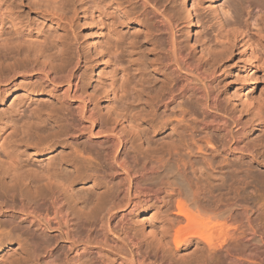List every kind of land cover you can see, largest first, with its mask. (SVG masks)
Segmentation results:
<instances>
[{
    "label": "bare ground",
    "instance_id": "1",
    "mask_svg": "<svg viewBox=\"0 0 264 264\" xmlns=\"http://www.w3.org/2000/svg\"><path fill=\"white\" fill-rule=\"evenodd\" d=\"M27 1L33 7L23 1L22 8H14L11 0H0V35L9 22L17 30L13 41L24 46L23 56L28 60L22 70L16 67L7 77L0 72V99L6 98L8 85L16 81L17 75L22 81L35 80L42 93L32 91L29 97L34 101L33 107L39 108L37 100H47L43 93L61 91L62 102L73 106L79 124L63 115L61 139L58 141L57 134L43 147L40 136L35 142L36 132L25 128L8 143L0 136V264H21L20 260H9L13 254L24 260L22 264H81L78 252L73 259L59 260L58 251L55 254L59 259L54 257L56 249L40 242L51 232H57L54 237L65 241L64 249L68 253L78 250L82 242L84 257L92 264H264V174L253 168V164L264 166V145L255 149L242 140V135L247 130L253 131L255 125L264 128V99L258 102L240 99L239 112L221 101L214 85L221 55L217 58L213 53L218 59L216 64L211 53L204 55L201 49L203 54L199 56L194 49H185L176 36L180 18L170 0ZM206 1L211 8L220 2ZM260 1L263 6L264 0ZM183 2L187 5L185 24L190 35L196 24L193 3ZM24 8L28 11L26 15L22 12ZM79 11L84 22L97 29L96 36L108 29L118 39L116 44L111 41L112 48V43L108 46L114 49L111 51L117 58L114 62L122 56L117 54L119 49L123 55H129L128 60L116 62L118 69H113V76H107L101 86L108 100L117 92L126 94L118 97L122 105L119 103L117 107L115 100L116 103H109L110 112H106L108 108L103 111L106 117L92 112L90 96L81 89L75 74L80 64L78 53L74 55L65 49V42L55 30L64 21H74ZM225 17L223 23H218L221 29L218 35L231 44L234 35L241 32L247 44L244 58L246 51L257 55L258 50L264 57V29L257 31L260 40H256L243 32L228 12ZM139 27L147 30L149 37L153 36L154 50L160 56L155 58L157 64L151 66L160 68L161 60L168 63V67L162 66L167 74L158 83L159 87L156 88L157 84L146 87L144 98L140 96L145 87L138 94L135 86L137 80L141 81L138 77L142 78V74L136 75L141 61L136 67L128 58H134L132 54L137 52L133 49L135 41L129 40L132 38L128 33L140 32ZM124 30H128L127 39ZM161 36L169 37L165 47ZM120 37L125 39L122 41ZM97 39L93 38L92 50L109 64L111 54L107 48L97 46ZM224 41L204 51L218 50L222 54L230 48ZM123 46H127L126 51ZM60 51L59 56H54V52ZM11 58L0 57V65ZM124 62L126 67L121 66ZM251 66L249 62L243 72ZM141 71L146 72L143 68ZM177 78L187 84L180 87L182 82L179 85ZM60 80L65 81L64 89L59 87ZM247 86L245 82L244 88ZM133 93L139 95L138 101L135 100L140 104L138 108L123 107L125 101L136 97ZM175 103L173 106L179 111L174 115L175 121H171L173 116L170 117L169 111L174 108L170 105ZM40 110L30 111L37 120L42 117ZM245 116L250 117L249 121H245ZM162 137H168L167 145L156 144V147L154 143ZM80 138L84 139V145L79 142V149L66 144ZM96 143L102 150H95ZM64 145L69 148V155L84 159V187L97 194L96 201L104 199L93 223L76 217L75 209L80 206L77 200H69L72 206L68 204L79 180L71 176L69 168L51 170L42 164L43 168H39L30 161L44 155L48 158L58 146ZM63 153L60 160L64 159ZM88 203L84 202V207L93 202ZM118 217L119 222L114 223ZM91 232L101 236V239L97 237L100 240L96 238L98 243Z\"/></svg>",
    "mask_w": 264,
    "mask_h": 264
},
{
    "label": "rangeland",
    "instance_id": "2",
    "mask_svg": "<svg viewBox=\"0 0 264 264\" xmlns=\"http://www.w3.org/2000/svg\"><path fill=\"white\" fill-rule=\"evenodd\" d=\"M24 1V4L26 5V3L30 6L32 3L28 2L27 0H21L19 2V0H11V3H13V7H21V2ZM26 1V2H25ZM188 3H193V12H194V16H195V26L192 28V32L190 35H187V28L185 23H187L186 20V15H185V6H187L186 4H184L183 0H170L171 3H173L172 8L175 9V12L178 16V18H180V22H179V28L177 29V39L178 37L180 42H183L184 47H186V50H195L196 55H199L203 53L204 55L206 53H211L212 57L214 56L213 53H216L215 55L220 57L219 58L217 56V58H219L218 64H219V72L216 75L215 81H214V85L216 88V92L219 94L220 99L222 98L221 101H224V104L230 108L233 109V107L235 108L234 110L236 112H239L240 105L239 103L246 99H252L253 102H258L259 100L264 99V57H263V53L258 50V54L257 55H253L251 53H248V51H246V58H244V51L247 48V44L245 43V39H244V34L242 35L241 32H237L232 38V36L230 38H232V42L231 44L224 41L225 38L221 37L220 34L218 35V32L221 31V29L219 30L220 24H218L220 21L223 23L226 19L225 17V12H228L230 14V16H233V18L237 21V26L242 27L240 29H243V32L246 31L247 34L253 36L254 38H256V40H260V37L258 38V33L257 31L260 29H264V5H261V1L260 0H220L219 3H217L215 5L214 8L209 7V3L206 0H186ZM214 1V0H213ZM19 2V4H17ZM31 3V4H29ZM170 3V4H171ZM17 4V5H16ZM16 5V6H15ZM26 5V6H28ZM259 5V6H258ZM19 6V7H18ZM24 6V7H26ZM31 7H33L31 5ZM22 8V7H21ZM18 10V9H17ZM23 14L26 15V12L28 13L27 9L24 8L22 9ZM80 14V15H79ZM82 11L78 12V16L74 15V21L73 19L69 21H64L65 23H61L60 27L55 28V30L58 32L59 36H61L62 40L65 42V49H68V51L70 50V52L77 54L80 58V64L79 66L75 69V74L78 76L79 79V85L81 86V89L83 91H85L87 93L88 96H90V107L92 108V112L93 113H97L98 116L101 115L102 117H106L104 114L105 109L106 112H110V108H109V103L113 102L116 103L117 107L119 106L118 104L121 102H118L117 100L118 97L120 98V96H124L125 93L117 92V95L119 96H112L111 99H107L105 97L106 93L103 90V88L101 87L103 82L106 81L107 76H113V69H118L116 62L122 60L121 62H123L124 60H128L127 56H129L128 54L123 55V52H120L121 50L119 49V54H121L122 56L118 57V60L115 62L113 61L114 58L111 54V51L113 52L114 49H110L113 46V43L117 42L118 39L113 38V36L109 33V30H105L104 33H101L100 36H96V31L97 29L94 26H89V23H85L84 22V15H82ZM72 17V18H73ZM240 17V18H239ZM108 21V20H106ZM7 24L5 25V27H3L2 31H1V35H0V57L2 56H6L8 57H13L11 59H7L5 60V62H3L2 65H0V72L3 74L2 76L7 77L9 76L11 73V71L13 69H18V70H22V66H25L28 63V60L23 56V54L26 52L24 50V46L22 44H20L19 42L17 43V41H13L16 40V36L17 34H15L17 32V30L11 26V24H9V22H6ZM244 26V27H243ZM55 27V26H54ZM132 28V27H131ZM131 28H129L128 30H130ZM128 30H124L123 33L126 32V39H129L130 41H135L134 42V52L135 50L137 52L132 54V57H128L130 58V60L132 59V61H134L136 67H138V63H139V72L137 71L136 75L142 74V78L141 75L140 77H138V79H140L143 84L147 82V84L145 85H141V81L137 80L135 83V87L137 90L138 94L142 93V89L145 87L144 92L142 93V95L140 96L144 98V93H146V89L149 87H154L153 85H156V88L159 87L160 80L163 79L164 74H167V70L163 67H165L166 65H168V63H166L167 61H163L161 60V64H159V66L161 65V67L159 68L158 66L156 67H152L151 65H156L157 63L154 62L156 61V59L158 58V56L156 54H158L157 51L154 50V44H152V37H149L150 34H148L149 32H146L144 28L139 27V31L144 32V33H140L137 30V34H135L136 31L132 32L134 33V37H131V33H128V37H127V32ZM180 32H179V31ZM15 31V33H14ZM92 33H94L92 35ZM220 33V32H219ZM233 33V32H231ZM130 34V36H129ZM145 34V35H144ZM148 34V39L144 38L146 37ZM258 36H257V35ZM95 35V36H94ZM122 35V36H123ZM132 35V36H133ZM179 35V36H178ZM112 36V37H111ZM123 36V37H124ZM96 37L98 38L96 43L97 46H100L99 48H102L106 50L107 48V52L109 54H111L109 57L112 60V64H111V60L109 62V64L107 62H103L100 57L98 55H95L93 50H92V46H93V38ZM120 37L119 39L123 38ZM166 38L162 39L161 36V41H163V46L164 44L167 45V40L169 39L168 36H163ZM168 37V38H167ZM113 39H115L113 41ZM125 38L121 39L122 41ZM154 39V38H153ZM120 40V41H121ZM165 40V41H164ZM113 43H112V42ZM226 42L228 43L229 47L228 49H226L225 51H213V52H209V51H204L206 49L212 48L214 49V47L216 48V46H218L217 44H219V42ZM109 43V44H108ZM110 43H112V45L110 46V48L108 47L110 45ZM118 43V42H117ZM121 43V42H119ZM159 43V42H158ZM116 44V43H115ZM162 44V42H161ZM216 44V45H215ZM153 45V46H152ZM159 45V44H158ZM125 46V45H124ZM123 46V50L126 51L125 49L127 48ZM136 47V48H135ZM165 47V46H164ZM163 47V48H164ZM110 50H109V49ZM202 49V50H201ZM20 51L19 54H17V51ZM64 50V49H63ZM109 50V51H108ZM60 52H54V56H59ZM77 52V53H76ZM220 52V53H219ZM200 53V54H199ZM202 53V54H203ZM108 54V55H109ZM138 54V56H136ZM208 55V54H207ZM126 59H125V57ZM157 56V58H156ZM123 57V58H121ZM261 57V58H259ZM139 60H138V59ZM143 58V59H140ZM156 58V59H155ZM160 58V56H159ZM216 57L214 56L213 59H215ZM216 58V61L218 60ZM120 59V60H119ZM134 59V60H133ZM136 60V62H135ZM221 60V61H220ZM261 60V61H260ZM139 61V62H138ZM145 63H143V62ZM116 64L114 67V63ZM249 62L252 63V66L249 68L248 71L243 72L242 69H245L247 66H249ZM73 59H72V62ZM107 63V64H106ZM143 63V67L141 66ZM153 63V64H152ZM155 63V64H154ZM70 64V63H69ZM127 63H123V65H121L122 67H126ZM141 64V65H140ZM144 64H146L145 66L148 69H145ZM217 64V63H216ZM120 66V67H121ZM163 66V67H162ZM218 66V65H217ZM150 67V68H149ZM168 67V66H166ZM141 68H143V72L141 71ZM158 71V73L155 71V69ZM154 69V70H153ZM163 70V71H162ZM139 73V74H138ZM163 73V74H162ZM245 74H247L245 76ZM179 79H181L182 81H179ZM15 82L11 83L8 85V90L6 93V98L4 100L0 99V136L6 140L5 142L8 143L10 142L11 138L15 137L14 135L16 134V136L18 134H20V131L22 132L24 130V128L27 130H31V132H36V137H34V141L36 142L38 139V137L40 138L39 142L42 141L43 144L41 147L46 146L49 143V139L50 138H54L55 135H59L58 141L61 139V135H62V118L63 115H67L69 116L70 120L74 122V120L79 124V119L77 117V113L76 111H74L75 109H73V106L68 104L67 102L65 103V101L61 99L62 98V94L61 91L60 92H56V93H43V95H47L46 98L47 100H40L37 102L42 105L43 103L45 105H42L39 108H35V106L33 107V103L34 101L31 100V98L29 96H32V91L35 90L37 91V93H42L40 90V88L38 87L37 83H35V80L32 81H22V79L20 78L19 75H17L15 77ZM139 81V82H138ZM177 81L179 82L180 87H182V84L185 85L187 84L182 78H177ZM61 82V85H59V87L63 88L65 87V81L64 80H60L59 83ZM188 82V81H187ZM245 82H247L248 86L246 88H244L245 86ZM58 83V84H59ZM137 84V85H136ZM141 86H139V85ZM150 84V85H149ZM188 84H190L188 82ZM149 85V86H148ZM161 85V84H160ZM36 86V87H34ZM34 87V88H33ZM139 87V89H138ZM147 87V88H146ZM64 89V88H63ZM218 89V90H217ZM182 91V89H181ZM141 92V93H140ZM180 92V90H179ZM220 92V93H219ZM105 93V94H104ZM122 93V95H121ZM137 93H133L134 96L136 97H132L133 99H129L128 101H125V103L123 104V107H127L131 105L133 106V108H138V106L140 105L138 102L135 103V100L138 101V97L139 95ZM177 93V92H176ZM178 94V93H177ZM175 94V95H177ZM51 95V96H50ZM126 95V94H125ZM122 96V97H123ZM138 96V97H137ZM117 97V99H116ZM30 98V99H29ZM138 98V99H137ZM241 99V100H240ZM61 100V101H59ZM113 100H115L116 102H114ZM134 104H133V102ZM127 102V104H126ZM126 104V105H125ZM137 104V105H136ZM223 104V102H222ZM223 104V105H224ZM235 104V105H233ZM122 105V103H121ZM175 104H171L170 106H172L173 111L170 110V117H172V119L170 117L171 121H175V114H178L179 109H175ZM224 105V106H225ZM237 105V106H236ZM225 106V107H226ZM236 106V107H235ZM190 107V105L188 106ZM65 108V110H61ZM238 110H237V109ZM32 109H34L32 111ZM36 109V110H35ZM37 109H41L39 111L40 115L42 116L40 119H36L35 115L33 116V113H38ZM171 109V108H170ZM163 109H160L159 111H162ZM181 110V108H180ZM32 111V112H30ZM101 111V112H100ZM75 112V113H73ZM177 112V113H175ZM68 113L70 115H68ZM72 113V114H71ZM95 113V114H96ZM168 113V116H169ZM75 114V115H74ZM107 115V114H106ZM62 116V117H61ZM100 116V117H101ZM74 117V119H73ZM36 119V120H35ZM250 117L245 116V121H249ZM75 122V123H76ZM76 124V125H78ZM254 127V126H252ZM22 129V130H21ZM253 129V131L250 132V130L246 131L243 135H242V140L243 143H247L250 146H254V148L256 149H261V144L264 145V128H261L259 126L255 125V128H251ZM83 132V131H81ZM80 132V133H81ZM169 132V131H168ZM167 132V133H168ZM166 136V134H164ZM16 138V137H15ZM14 138V139H15ZM13 140V139H12ZM11 140V141H12ZM167 140L168 137L165 138H157V142L154 143V145H167ZM38 142V141H37ZM83 143L84 145V139L80 138L78 139L77 142H70L68 141L66 144L68 145H73L76 149L81 148V144ZM47 143V144H46ZM72 143V144H71ZM74 143H78L80 145H78V148L74 145ZM82 145V147H83ZM156 145V147H157ZM95 148V150L98 151L102 150V147H99V145L94 144L93 145ZM163 146V147H164ZM57 150L53 153L50 154V156H48V158H46V155L44 156H40V157H34V159H31L30 161H32L31 163H35V167H39L41 164L43 165V167L45 169H67L70 174L72 172L73 177H77L79 180H77V182L74 184V192H72V195L74 197H72L73 199H68V204H69V200L71 201H76L80 203V206H77L75 211H76V217L81 219V220H85V221H89V223H93L94 219L98 218L96 217V214L98 213V206L102 203L100 201H104L103 197H101L103 200H98L96 201L95 197L97 196V194H92V192L90 191V189L85 186L84 187V159L83 157L81 158V156L79 155V157L75 158L76 155H69V148H67L65 145L63 147L58 146L56 148ZM61 151V152H60ZM59 152V153H58ZM64 152L62 154V160H60V154ZM59 156V157H57ZM75 156V157H74ZM50 157V158H49ZM80 158L82 159V161L80 160ZM233 160V158H230ZM65 160V163L64 161ZM67 160V162H66ZM231 160V161H232ZM47 161H50L49 163H46ZM60 161V162H59ZM246 161V159H245ZM38 162V163H37ZM62 164V167H60L59 163ZM63 162V163H62ZM58 163V164H57ZM68 163V164H67ZM70 163V164H69ZM46 164H50L49 167ZM45 165V166H44ZM57 165V166H55ZM72 165V166H71ZM41 167V166H40ZM39 167V168H40ZM41 167V168H43ZM77 168V170L75 169ZM253 168L255 170V172L257 173H263L264 174V166H260L258 164H253ZM76 170V171H75ZM77 172V173H76ZM1 182V181H0ZM105 191V190H102ZM101 191V193H103ZM94 193V192H93ZM99 195V194H98ZM105 196V195H103ZM91 205H88L89 201ZM87 201V206L89 207H84L86 205H84V202L86 203ZM92 201V202H91ZM95 201V202H94ZM72 206V203L70 202L69 206ZM87 219V220H86ZM95 219V220H96ZM119 217L114 220V223L116 222V220H118ZM91 221V222H90ZM106 221V219H105ZM119 222V220L117 221ZM147 230H149L148 228H146ZM57 232H51L52 235L47 236V238L49 239V244L48 239H43L45 241H40V242H45L44 245H52V250H54V257L58 255V257H56V259H59L62 261V259L64 260L65 258L68 259H73V257H75L74 255L76 254V252H78L79 256H80V262L81 264H92L91 261L87 260L88 258L84 257V247L82 246V242L81 245L78 246V250H73L72 252L68 253L69 251H67L66 249H64L65 247V241L64 240H60L58 238H55L54 235ZM92 234V238L94 239V242H97L98 240L101 239V236L98 235L99 233H94L91 232ZM95 238H94V235ZM52 236V237H51ZM84 237V235H82ZM23 238H25L26 236H22ZM100 239H98V238ZM98 240H97V239ZM98 243V242H97ZM15 245V244H14ZM54 246V247H53ZM81 246V247H80ZM13 249L17 246H12ZM80 247V248H79ZM98 247V246H96ZM66 248V247H65ZM83 248V249H82ZM77 249V248H76ZM62 250H65L67 252H61ZM82 250V251H81ZM18 251V250H16ZM57 251L59 253H57ZM75 251V253H74ZM80 251V252H79ZM57 253V254H55ZM62 254V256H60ZM65 254V255H64ZM73 254V255H72ZM82 254V255H81ZM67 255V256H66ZM72 257V258H71ZM82 259V260H81ZM86 259V260H84ZM9 260H20L19 262L22 264L24 262V260L19 259V257L17 255H11V257L9 256ZM89 263H88V262ZM18 263V262H17ZM43 263V262H42Z\"/></svg>",
    "mask_w": 264,
    "mask_h": 264
}]
</instances>
